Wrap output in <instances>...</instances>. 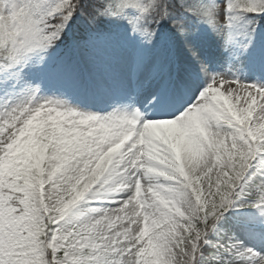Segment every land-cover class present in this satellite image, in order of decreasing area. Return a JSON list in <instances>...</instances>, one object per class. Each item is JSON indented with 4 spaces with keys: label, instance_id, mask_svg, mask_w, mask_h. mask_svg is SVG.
Here are the masks:
<instances>
[{
    "label": "snow or ice",
    "instance_id": "snow-or-ice-1",
    "mask_svg": "<svg viewBox=\"0 0 264 264\" xmlns=\"http://www.w3.org/2000/svg\"><path fill=\"white\" fill-rule=\"evenodd\" d=\"M0 264H264V0H0Z\"/></svg>",
    "mask_w": 264,
    "mask_h": 264
},
{
    "label": "rangeland",
    "instance_id": "rangeland-1",
    "mask_svg": "<svg viewBox=\"0 0 264 264\" xmlns=\"http://www.w3.org/2000/svg\"><path fill=\"white\" fill-rule=\"evenodd\" d=\"M215 70H217V71H223L224 69L223 68H215Z\"/></svg>",
    "mask_w": 264,
    "mask_h": 264
}]
</instances>
